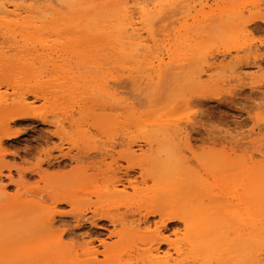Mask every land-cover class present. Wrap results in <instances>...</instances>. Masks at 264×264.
I'll return each mask as SVG.
<instances>
[{"label":"rangeland","instance_id":"rangeland-1","mask_svg":"<svg viewBox=\"0 0 264 264\" xmlns=\"http://www.w3.org/2000/svg\"><path fill=\"white\" fill-rule=\"evenodd\" d=\"M51 1L60 4V8H81L78 2L84 0L71 1L70 5L58 0ZM85 1L93 7L101 5V8L116 4L131 6L148 1L163 5L167 12L177 9L169 23L171 30L167 35L157 32L153 37H145L146 33H143V37L149 41H145L146 51L140 48L137 52L145 53L140 57V62L157 57L167 61L172 53L179 52V56L185 54L191 59L193 68L204 70L212 61L220 67L211 77L203 75L204 83L195 89L179 86L180 79L168 78L159 93L145 99L144 109H137L135 115L143 117L146 110L153 111L155 115L159 111L160 115L161 111V120L179 128V134L175 130V139L166 145L154 139V136L145 142L138 137V129L129 123V108L127 111L105 109L103 112L92 106V102H86L83 95L64 97L51 90L48 84L50 75L62 72L61 65L67 56L70 57V48L75 43L72 36L65 35L59 43H52L50 50L38 45L41 41L49 42L48 34L36 33L32 28L31 32L22 29L24 34L29 33L32 37V44L29 43L27 48H33L6 51L0 56V78L7 79L11 85H18L16 91L10 86L0 85V94H7L6 100H0V206L40 204L42 210L34 220L36 225H32V229H26V225L20 227L24 239L27 235H36V251L47 252L56 247L70 251L88 246L97 250L95 264H135L132 260L133 250L146 246L137 239L138 235H146L145 227L141 223L138 228L140 232L130 238L128 222L141 217L147 209H158L155 204L159 201L153 195L154 180L148 175L149 166H145L144 160H150L153 169L158 159L174 155L182 163L184 171L197 176L195 186L215 189L221 181H228L227 176L232 177L230 185H236L237 172L245 166L248 155L253 154L256 159L258 149L264 148V0ZM4 3L9 11L17 8L21 14L18 17L9 15L2 21L0 42H5L2 33L9 24V28L15 29V32L20 29L6 21L16 18L19 22L30 21L41 13L46 14L44 19L39 18L43 21L52 17L53 11L45 0H4ZM14 3L16 7L12 5ZM228 5L237 6V9L225 13L220 23L232 22L245 26L238 31L239 38L236 40L225 39L218 31L211 32L219 22V13ZM209 13L213 14V20L206 26L203 17ZM181 24L186 25L185 30H177ZM176 35L178 39L173 41ZM203 40L207 43L201 52L195 51L199 44H204ZM181 44L179 49H175ZM248 44L259 47L250 53ZM29 50L31 52L27 54ZM80 50L81 57L91 66L97 64L105 69H113L121 61L116 52L104 50L91 41L81 44ZM253 56H256L258 63H262L257 71L255 67L252 69ZM232 57L237 58L235 63L234 60L230 62L232 67L229 65L228 71L225 64ZM12 58H20V62L25 61L26 64L21 67L12 65ZM74 61L72 58L70 64H74ZM54 64L58 67L52 70ZM240 65L245 72L252 74V79H234L232 68ZM94 69L91 67L90 70ZM33 74H39V77ZM155 75L149 74L148 78ZM176 90H183L185 95L173 97L171 93ZM22 95L25 104L18 101ZM107 103L113 102L108 100ZM18 111L27 112L28 117L11 119L12 114ZM102 112L113 114L118 126L108 132L100 129L95 120L103 117ZM7 125L12 134L6 137L4 128ZM57 129L61 130V136H57ZM80 176L85 177V184L76 189ZM127 176L134 181L136 189L127 187L120 190L122 186L119 184L120 191H114L112 185L116 180L125 182ZM70 193L74 194L72 204L69 202ZM155 215L158 216L156 213L148 216L150 230H153V222L158 220ZM109 217L116 221L110 222ZM118 218L126 222V228H121ZM49 219L52 226L47 231L46 221ZM167 228L160 227V230L163 235L173 239V231L180 230L181 224L171 223ZM114 232L121 233V237ZM125 234L129 237H123ZM134 238L139 242L136 243ZM103 244L110 248L107 255L102 252ZM159 246L161 251L167 249L166 244ZM37 263L59 264L50 258Z\"/></svg>","mask_w":264,"mask_h":264},{"label":"bare ground","instance_id":"bare-ground-1","mask_svg":"<svg viewBox=\"0 0 264 264\" xmlns=\"http://www.w3.org/2000/svg\"><path fill=\"white\" fill-rule=\"evenodd\" d=\"M45 1L48 8L53 11L51 18L43 21L41 19H44L43 16L46 14L41 13L39 16L36 14L37 18L30 21L22 20L19 22L18 18L9 22L6 21L7 24L17 25L16 27H20V29L15 32V29L9 28V24L6 31L2 33L5 42H0V56L2 57L6 51L18 52L33 48H27V45L32 42V37L29 33L24 34L22 29L30 30L32 28L36 33L48 34L49 42L41 41L38 45L50 50H52V43H59L62 38H65V35L66 37L68 35L69 37L72 36L75 43L70 48V57L67 56L61 65L62 72L50 75L48 84L51 90L64 97L71 94L83 95L86 102H92V106H96L103 112L105 109H123L127 111V108H129V123L138 129V137L142 141L149 142L152 138L150 136L162 141L163 145L173 141L176 133L179 134V128L176 129L172 124L161 120L159 117L161 111L160 115L159 111L155 115L153 111L146 110L143 117H140L135 115L136 110H143L146 103L145 99H149V96H154L157 92L159 93L168 78L171 80L180 79L181 82L178 85L191 90L204 83L203 75L211 77L215 70L220 67L214 63L215 61H212L207 64V68L204 70L193 68L191 67V59L185 54L179 56V52L172 53V57L170 55L167 61H164L162 57L155 56V58L157 57L155 60L140 62V57L145 53L139 54L137 52L140 48H144L145 41L148 40L145 37H153L157 32L167 35L171 30L169 23L173 20L172 17L176 14L177 9L167 12L164 11L165 7L163 5L159 6L148 1L131 6L116 4L101 8V5L90 6L89 2L84 0L78 2L81 8L76 5L80 9L69 6L60 8L61 5L58 3L51 0ZM58 1L70 5V2L74 0ZM0 5V24L9 15L18 17L21 14L17 8L9 11L4 0H0ZM12 5L16 7L15 3ZM261 5L263 4L261 3ZM236 9L237 6L228 5L226 9L219 13L218 23L221 24L220 22L225 13L234 12ZM212 20V13L203 17L206 26H209ZM218 23L211 32L218 31L225 39L236 40L239 38L238 31L245 27L240 24L235 25L232 22L221 24L218 27ZM184 26L186 25L181 24L177 30H185L186 27ZM204 28L205 26L203 30ZM143 33H146L145 37H143ZM178 35L173 37L172 40H177ZM8 39L12 40L8 41ZM19 41L23 43H19ZM89 41L96 44V46H101L104 50L116 52L121 58L120 63L113 69H105L97 64L91 66L86 63L80 55V46ZM203 43L199 44L195 51L201 52L200 50L207 41L203 40ZM181 46L182 44L175 49H179ZM258 47L254 44L247 45L250 53L257 50ZM144 51H146L145 48ZM30 52L29 50L27 54ZM244 55L246 57V54ZM72 58L75 59L74 64H70ZM236 58L229 59L225 64V66L228 65V67L226 66L227 69L229 65L230 68L232 67L230 62L232 63V60H234L235 63ZM253 59V66H251L252 69L255 67L256 69H254L257 71L261 68L260 64L262 65V63H258L256 56H253ZM12 60L14 62L10 61V63L17 67L26 64L25 61L20 62V58H12ZM234 63L233 65H235ZM57 67L54 64L52 70ZM91 67L95 69L90 70ZM242 67L240 65L232 68L234 79H252V74L245 72ZM149 74L156 75L154 78H148ZM33 75L39 77V74ZM142 79L144 80L142 81ZM0 85L10 86L14 90L18 89L16 83L11 85L7 79L2 80L0 78ZM6 95V93L0 94V100H6ZM171 95L179 98L184 96L185 92L176 90ZM22 96L18 97V101L25 104L24 96ZM108 100L113 103H107ZM127 102H129V105H125ZM103 112V117L95 121L100 129L108 132L118 126L119 123L113 117V114L108 115L103 114ZM27 115L28 113L25 111H18L12 114L11 119L25 118L24 116ZM128 126L130 127L129 124ZM9 130L10 128L7 125L4 128V136L7 137L12 134ZM61 133V130L57 129V136H61ZM115 137L117 138V136ZM257 153L258 158L256 159H254L253 154L248 155L245 166L237 172L236 185H230L232 177L227 176L228 181L225 183L221 181L215 189L195 186L197 176L190 174L189 171H184L182 163L174 155L158 159V163L155 162L156 165L153 169L150 167V160H144L145 166H149L151 170L147 169L148 175L154 180L153 195L159 201L155 204L158 209H147L141 217L132 218L128 222L130 226L127 229L131 232L130 238L135 235L134 233L140 232L138 228L141 223H144L146 234L137 236V239L146 246L143 249L136 247L133 250V263L264 264V148L258 149ZM78 179L76 189L82 188L85 184L84 176H80ZM125 182L116 180V184L112 185L113 190H125L127 187L136 189L133 184L134 181L129 176H127ZM119 184L122 186L120 190H118L120 186H117ZM71 193L68 196L70 197L69 202L72 204L74 194ZM39 205L35 202L34 204L22 203L15 206H0V208H3L0 211V264H36L37 261L48 260V258L59 264H95L98 255L97 250L88 246L70 251L56 247L55 250L40 252L36 251L35 234L27 235L24 239L20 227L26 225V229H32L36 225L34 220L42 210ZM155 213L158 215H155L158 220L153 222V230H150L148 216L151 217ZM77 216L79 217L78 214ZM109 220L112 223L116 221L110 217ZM118 220L121 228H126L125 221L119 218ZM49 221L50 219L46 221L48 229L52 226ZM171 223L181 224L180 230L173 231L175 235L173 239L163 235L164 233L160 230V227L166 229ZM47 228V231L51 230V228L49 230ZM114 233L118 234L119 232ZM118 236L121 237V233ZM123 237L127 238L129 236L125 234ZM135 242L138 243L139 241L135 239ZM159 244H166L167 249L161 251ZM103 247V254H109L110 248L104 244Z\"/></svg>","mask_w":264,"mask_h":264}]
</instances>
